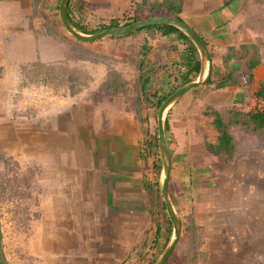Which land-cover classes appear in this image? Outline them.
Masks as SVG:
<instances>
[{"label":"crops","instance_id":"crops-1","mask_svg":"<svg viewBox=\"0 0 264 264\" xmlns=\"http://www.w3.org/2000/svg\"><path fill=\"white\" fill-rule=\"evenodd\" d=\"M175 1L69 0L68 14L91 35L112 21L147 20L151 9L172 18V4L204 42L208 63L178 34L142 31L120 40L134 50L111 53L117 40L69 34L61 0H0V121L5 113L9 124L6 108L14 114L17 104L28 115L6 130L4 153L26 161L33 154L42 172L27 234L13 222L1 226L6 264L11 241L35 264H158L175 233L163 196L158 99L208 75L165 113L168 193L181 223L166 264H264V149L254 140L264 126L247 115L263 102L254 11L249 0ZM218 120L231 137L219 154L210 149L220 143ZM243 131L253 149L239 162Z\"/></svg>","mask_w":264,"mask_h":264},{"label":"rangeland","instance_id":"rangeland-1","mask_svg":"<svg viewBox=\"0 0 264 264\" xmlns=\"http://www.w3.org/2000/svg\"><path fill=\"white\" fill-rule=\"evenodd\" d=\"M172 1H174L173 4H176L175 0ZM249 2V9L251 8L254 11L252 13L254 14L252 17L253 21L255 22V24H257L258 33L261 35V38L264 41V0H249ZM96 29L99 28H93V30ZM120 40H117L118 42H116L117 44L115 47L118 48V51L115 48L110 49L111 53L126 52L127 50L135 49V46L133 44L131 45L130 49H128L130 45H126ZM112 66L113 68H116L114 64H112ZM20 92L22 93L23 90H20ZM35 98H31V100ZM258 107L264 110L261 103L258 104ZM258 107L256 106L255 109L257 110ZM17 109H19V113L17 112ZM6 111L8 116L7 122L9 124L5 125V113L3 114V116H1L2 119L0 121V131L4 135V139H0V184L2 185V189L0 190V219L1 221L7 222H3L2 227H4V225H8L10 226V228H14V226L9 224L13 222L16 223V228L22 230L23 232L26 231L25 233L27 234L28 228L30 229L31 227L29 225H31L32 221H35V218H37V214L34 211V199L36 200V196L37 194H39V190L38 188H36V186L33 185V181L37 176L41 175L42 172L36 165L38 162L32 159L33 154L29 153L28 156L22 155L23 158H28V160L26 161L23 159H18L16 153H4V151L7 149V142H10L11 144V139L6 140L5 138L6 130L8 131V133L9 131H11L12 123L17 121L15 118L21 117V112L23 115L22 118L26 119L28 117V115L26 113L24 114V111H22L20 107L18 108L17 105L13 109L14 114L10 113L9 107L6 108ZM20 120H22L21 122L24 121L23 119ZM238 136L239 137L236 141L240 144V147L238 148V154H234V159L237 155V160L241 162L242 159H247L249 157V154L246 152L250 149H253V147L251 144H249V137H247L246 132H239ZM19 138L17 140L15 139L19 144V151L26 150L28 147L22 148L21 139ZM254 140L255 142L256 140H258L260 144H255L258 145L260 149H264V146H262L264 145V136H262V138H254ZM261 141L263 142V144H261ZM24 142L27 141L25 140ZM246 143H248V148H245L244 146V144ZM24 161L25 163L23 164ZM215 171L218 172V176L221 175L219 170ZM31 214H33L32 218L30 216ZM4 215H6L7 218L4 219ZM19 241H21V238ZM8 255L10 257L9 259H11V264H35L34 260H31L30 257L25 256L23 251H21L19 247L15 246L14 242L12 241L10 242L8 247Z\"/></svg>","mask_w":264,"mask_h":264},{"label":"water","instance_id":"water-1","mask_svg":"<svg viewBox=\"0 0 264 264\" xmlns=\"http://www.w3.org/2000/svg\"><path fill=\"white\" fill-rule=\"evenodd\" d=\"M68 7H69V0H61L60 5V13L61 18L64 24L65 29L71 34L74 38H76L79 41L85 42V43H94L98 41H102L105 39H109L115 36H124L131 34L133 32H136L141 29H145L152 26H159V25H170L173 26L180 31H182L195 45V47L200 52L203 60L205 62H209L210 58L208 56L207 48L204 44V42L201 40V38L187 25H185L183 22L169 17H158V18H152L143 20L140 22H135L133 24H130L126 27H120L115 29H107L104 31H101L99 33L87 35L79 32L71 23L69 14H68ZM210 75H208L206 78H202L201 81L197 83H190L182 88H180L178 91H176L169 99L166 100V102L161 106L158 116V133H159V146L161 150V154L165 163V173H167V178L164 181L165 186L163 185V196L165 198V202L167 205V210L170 214V217L173 221L174 227H175V233H174V240L170 247L167 249L165 254L163 255L162 259L158 264H166L172 253L174 252L176 246L179 243L180 235H181V223L180 219L175 213L169 193H168V177L170 173V152L167 145V139L165 135V128H164V120H165V113L168 110V108L176 101L178 100L182 95H184L186 92L197 88L202 83L207 82ZM166 187V189H165Z\"/></svg>","mask_w":264,"mask_h":264},{"label":"trees","instance_id":"trees-1","mask_svg":"<svg viewBox=\"0 0 264 264\" xmlns=\"http://www.w3.org/2000/svg\"><path fill=\"white\" fill-rule=\"evenodd\" d=\"M167 9L168 11L170 12V16L172 18H175L177 20H180L178 17H177V13L180 11L179 8H175L172 4H169L167 5ZM153 11H155V9H151V15H149V17L147 19H152V18H156L158 15L160 14H154ZM138 20H132L130 22H126L124 24H120V22L118 21H112L110 22V24L108 25H104L102 26L101 28L97 29V30H88V33L90 34H95V33H99L101 31H104V30H107V29H115V28H120V27H126V26H129L130 24H133L135 22H137ZM79 28L81 31L83 28L81 27H77ZM84 30V29H83ZM160 31L162 32V34L164 36H167V35H170V34H178L183 40H185L186 42L189 43L190 45V50L194 53L196 51V48L194 46V44L191 42V40L184 34L182 33L179 29L173 27V26H168V25H159V26H152V27H148V28H145V29H141V30H138L136 32H133L131 34H128V35H124V36H115V37H112L111 39H116V40H120V39H123L124 37L126 36H130V35H134L136 33H139V32H142V31ZM87 32V30H86ZM251 68L254 67V65H251L250 66ZM188 79H184V83H188ZM259 97H261L263 99V102H262V105L264 108V87H263V90L262 92H260V95ZM167 98H160L158 99V109L162 106V104L166 101ZM249 115L252 120L254 121H257L258 123H260L262 126H264V110L259 108L256 110H254V112L252 113H249L247 114ZM219 122L217 123L218 125V128L221 132V139H220V143L219 145L216 147V146H211L210 149L213 150L215 153L219 154V153H222L223 151L224 152H227L229 151V142L231 141V137L225 132V130L223 129V123L221 122V120H218ZM2 189V185L0 184V190ZM0 201H1V198H0ZM1 204V203H0ZM1 219H0V264H6V261H5V257H4V254H3V243H2V238H3V235H2V231H1Z\"/></svg>","mask_w":264,"mask_h":264},{"label":"bare ground","instance_id":"bare-ground-1","mask_svg":"<svg viewBox=\"0 0 264 264\" xmlns=\"http://www.w3.org/2000/svg\"><path fill=\"white\" fill-rule=\"evenodd\" d=\"M166 178H167V173H165V175H164V181L166 180ZM164 186H165V183H164ZM165 189H166V187H165Z\"/></svg>","mask_w":264,"mask_h":264},{"label":"built area","instance_id":"built-area-1","mask_svg":"<svg viewBox=\"0 0 264 264\" xmlns=\"http://www.w3.org/2000/svg\"><path fill=\"white\" fill-rule=\"evenodd\" d=\"M34 97V96H33ZM40 100V98H38ZM262 104V103H261ZM17 107L19 108L18 104H17ZM19 109H17V112H18ZM19 113V112H18Z\"/></svg>","mask_w":264,"mask_h":264}]
</instances>
